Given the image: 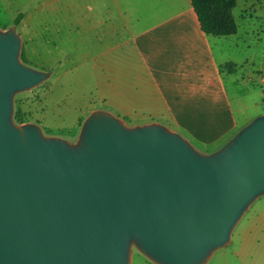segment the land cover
<instances>
[{
	"label": "water",
	"instance_id": "95a60500",
	"mask_svg": "<svg viewBox=\"0 0 264 264\" xmlns=\"http://www.w3.org/2000/svg\"><path fill=\"white\" fill-rule=\"evenodd\" d=\"M0 30V264H207L264 196V115L213 153L165 125L93 111L76 142L18 125L15 97L50 71Z\"/></svg>",
	"mask_w": 264,
	"mask_h": 264
},
{
	"label": "crops",
	"instance_id": "0c3cea01",
	"mask_svg": "<svg viewBox=\"0 0 264 264\" xmlns=\"http://www.w3.org/2000/svg\"><path fill=\"white\" fill-rule=\"evenodd\" d=\"M22 1L26 19L35 20L34 28H20L25 44L32 45L35 36V45L47 51L49 44L40 37L52 29L57 50L91 53L87 63H61L50 77L56 83L43 92L50 106L43 120L58 116L61 126L55 130L60 137L68 138L78 126L76 120L62 126L65 118L103 110L165 125L200 152L213 153L264 115V52L258 60L253 55L242 61L234 58L238 51L252 53L253 44L244 40L250 34L241 33L236 7L237 33L214 37L202 31L191 0ZM57 4L71 5L65 14L68 25L55 21L45 27V8ZM65 83L87 94L63 91ZM258 88L262 100L251 102ZM260 222L263 231L255 232L252 225L247 238L255 250L236 253L246 264H264V244L259 240L264 219Z\"/></svg>",
	"mask_w": 264,
	"mask_h": 264
},
{
	"label": "rangeland",
	"instance_id": "374dc122",
	"mask_svg": "<svg viewBox=\"0 0 264 264\" xmlns=\"http://www.w3.org/2000/svg\"><path fill=\"white\" fill-rule=\"evenodd\" d=\"M26 6L27 5L23 3L22 0H0V30L5 31L10 27L15 26L19 34L20 28H34L35 20H31V18L26 19ZM70 8V4L49 5L45 8V16L43 21L41 22L44 23L45 27L47 25L50 28L52 27V24H55V21H57V24L64 23L68 25L69 20L66 19L65 14H68L70 12ZM75 10H77L76 6ZM234 11L235 17L238 20L239 25L241 26V33H248V35L250 34V36H248L244 40H246L247 43H251L253 41V44H250L252 45V53L249 52V50L247 53H245L246 51H238L239 54L235 55L234 58H236L237 61H242L243 59H249V55H253L254 59H260L261 55L264 52V0H237L236 8ZM54 15L56 16L55 20L53 19ZM17 20L18 24H16ZM80 22L84 23V21ZM51 33L52 29L48 31L46 36L40 37V39L44 38V40H46V42L49 44L47 47V51H43L39 48V46L35 45V36V41L32 45H30L28 42H26L25 44L22 36L19 34L23 42L21 61L24 64L37 70L50 71L53 73L57 71L61 63H70L72 60L75 63H87L89 60H91V53H88L87 51L71 52L68 50H57L58 45H53L54 37L53 35H50ZM251 33H253V39L251 37ZM41 34H43L42 31ZM256 34H258L257 38ZM242 36L244 35L242 34ZM258 38L260 39V41H258ZM67 47L69 46L67 45ZM228 68L232 69L230 66H228ZM55 83V78H49L48 81H46L43 85L37 87L36 89L18 94L15 97V113H19L22 117V123H17L15 121L18 125L29 123L37 124L42 128L43 133L46 136L60 137L61 132L55 130L56 126H61L59 123V117L51 114L48 116L47 123H45L43 120L44 113L47 112L50 108V106L47 105V101L45 100L46 97H43V92L45 90L50 91L51 87L54 86ZM69 85L70 84L65 83L62 85L61 89H63V91L73 90V95L87 94L84 88H78L76 84H73L72 86ZM60 94H63L61 90ZM262 97L263 92L261 88H258L255 90V92H252L250 101L254 102L256 100H262ZM262 108L264 109V104L262 105ZM90 114L65 118L66 122H64L62 126L72 125L75 120L78 122V126L74 131L70 133L68 138H60L66 139L70 142H76L81 127ZM118 118L124 121V123L128 127L143 126L155 123H150L149 121L144 122L142 117L125 116ZM261 219H264V196L258 199L244 214V216L234 229L230 245L215 252L214 256L207 264H246V261H243L236 256V253H239V251L246 252L255 250L251 247V243L247 238L252 234V225H254L255 232L259 233V231H263V229H261ZM259 240L261 242V245L264 244V235H262V233H260ZM131 264L154 263L147 259L144 255H142L137 248L133 247Z\"/></svg>",
	"mask_w": 264,
	"mask_h": 264
},
{
	"label": "trees",
	"instance_id": "16d2710c",
	"mask_svg": "<svg viewBox=\"0 0 264 264\" xmlns=\"http://www.w3.org/2000/svg\"><path fill=\"white\" fill-rule=\"evenodd\" d=\"M237 0H191L199 19L202 31L214 37H227L237 33V23L233 10ZM18 24V20L16 21ZM14 120L22 123L19 113L14 114Z\"/></svg>",
	"mask_w": 264,
	"mask_h": 264
}]
</instances>
